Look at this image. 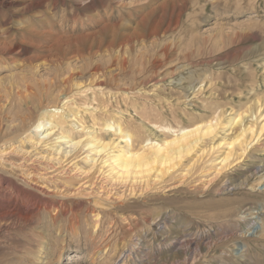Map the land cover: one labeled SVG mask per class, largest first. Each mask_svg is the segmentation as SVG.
Masks as SVG:
<instances>
[{
    "label": "rangeland",
    "instance_id": "obj_1",
    "mask_svg": "<svg viewBox=\"0 0 264 264\" xmlns=\"http://www.w3.org/2000/svg\"><path fill=\"white\" fill-rule=\"evenodd\" d=\"M0 1V130L17 116L21 80L35 84L56 70L72 81L55 78L63 98L54 104L84 122V143L94 135L121 141L104 127L120 123L132 148L143 149L173 136L164 124L224 121L264 102V0ZM221 134L132 189L111 184L100 159L87 174L75 166L87 146L56 164L35 163L28 195L6 194L18 201L0 264H264V139L218 170L212 146ZM26 242L32 263L10 253Z\"/></svg>",
    "mask_w": 264,
    "mask_h": 264
},
{
    "label": "bare ground",
    "instance_id": "obj_2",
    "mask_svg": "<svg viewBox=\"0 0 264 264\" xmlns=\"http://www.w3.org/2000/svg\"><path fill=\"white\" fill-rule=\"evenodd\" d=\"M32 6H34L33 3ZM67 75L63 76L61 72L56 70L55 75L53 74L43 81H36L35 84L32 83V80L28 83L23 78L20 82V89L16 92L18 97L15 103L17 116L10 122H5L4 128L2 127V130H0V207L7 210L0 216V238L10 234V230L15 224L9 215L12 214V210L17 208L18 200L15 201L8 198L6 194L10 195L12 190L17 192V195L21 193L24 196L29 193L26 191L27 189H32V171L36 170L34 169L35 163L45 162L43 164L46 165L53 160H57L54 161L56 164L59 162L58 159L62 157L65 158L64 161L73 155L77 157L79 155L77 153L85 148L84 146H87L82 151V162L75 166L84 164L82 172L87 174L97 167V161L100 159L99 170L105 172L104 175H106L108 181L112 182L111 184H121L123 187L128 186L132 189L148 183L152 178L162 177L173 169L184 156H187L194 147L198 148V143L204 137L215 131L217 133L218 130H222L225 133L224 135H219L217 142L213 143L212 146V149L217 152V155L212 160L219 165L218 170L226 168L232 162L240 159L260 140L264 139V102L262 103L257 98L248 107L229 113L225 116L224 121H221L220 115L217 114L211 116L207 121L202 120V118L196 120L189 126L178 124L174 128L169 124H164L160 128L172 133L171 135L173 136L164 138L160 142L147 140L143 149L134 150L132 148L133 135L127 126H123L124 124L120 123L114 125L110 122H105L104 127L112 129L113 133L118 134V139L121 141L117 142L111 138H98L94 135L89 137L84 143L82 141L86 138H83L82 134L77 131L78 128L84 130V122L75 118L69 120L72 118V109L66 106L63 108L62 106L57 107L54 104L63 98L61 93H54V86L56 85L54 80L58 78L59 84L65 85L66 82L72 81V75ZM74 84L77 85L76 82ZM68 103L67 105H69ZM262 149H264V146ZM204 151V149L201 150L202 153ZM259 167L262 166L258 164L256 168ZM42 169H45L42 173L47 174L50 172H46L44 167ZM255 173H257V170H255ZM249 177H251V174L248 175ZM246 178L241 182L239 181L237 185L235 183L234 187L243 185L248 179ZM42 193L45 192L43 191ZM242 200L243 197L236 198L238 203ZM27 202L23 204V206H26L23 208L25 210H28V208L32 209ZM47 203L48 201L44 203V208L47 207ZM33 204L40 208V205ZM55 213L53 214L55 215ZM246 214L248 215L249 213ZM238 217L244 218L243 215ZM96 224L95 226H97ZM28 245L30 244L26 242L21 250L10 251V253H20L23 259L31 262L32 253L35 251L32 252ZM36 254H34V257L37 260ZM7 263L19 264V261L15 262V259H11Z\"/></svg>",
    "mask_w": 264,
    "mask_h": 264
}]
</instances>
